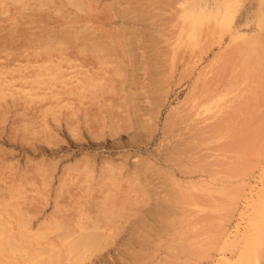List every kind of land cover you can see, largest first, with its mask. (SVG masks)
<instances>
[{
  "label": "bare ground",
  "instance_id": "6f19581e",
  "mask_svg": "<svg viewBox=\"0 0 264 264\" xmlns=\"http://www.w3.org/2000/svg\"><path fill=\"white\" fill-rule=\"evenodd\" d=\"M127 1H115L112 6L122 8L119 19L121 25H131L132 29L126 27L122 33L119 31L120 36L115 37L105 29L103 20H99L101 15L105 11L107 14V9L112 6L105 4L99 9L98 0H0V33H2L0 36V111L11 106L19 107L22 113H27L25 117L32 112L35 117L38 115L43 122L38 128L34 127L37 125L34 123L35 117L33 120L29 118L22 120L24 132L31 135L35 133V130H39L41 134L45 133V129L48 128L47 117L52 120L54 118L57 122L65 117L71 120L68 124L70 135L79 141L81 134L77 127L79 123L77 118L80 114L83 116L82 123L87 128L86 132L93 140L102 141L104 137L109 136L112 141H115V137L120 138L118 136L124 129L123 134L133 142L141 144L142 140L150 136L153 128L147 123L142 127L146 131L145 134L136 131L134 125L128 122V112L140 108V99L145 106L153 105L151 101L156 98L160 100L161 94L169 86L168 79H171L178 56L188 55L185 65L189 69L194 68L201 61L199 52L203 44L206 45L209 39H215L216 35L225 32L227 43H221V45L219 43V49H226L228 45L237 44L244 56H251V53L257 50L264 55V42L261 43L259 36L248 39L240 33L238 27L223 30V22L229 14L228 0H169L170 4H167V8L174 11L175 23L172 25L174 33L171 39L167 40L165 51H162L167 62L169 60L168 69L164 70L167 62H163L164 65L160 63L163 71H157L153 73V77L149 78V69L145 67L147 62L145 64L139 62L140 68L143 69H139V66L134 67L138 63L137 60H141L145 55L144 50H149L150 47H146L145 43H138L136 46L137 35L135 34L141 33L139 25H145L148 21L152 22L164 9L154 8L149 0H143L137 8L129 7L127 4L123 7L122 4L128 3ZM258 1L263 8L264 0ZM222 7H225L226 12L220 16L219 11ZM112 18L109 21H112ZM258 23H260L258 28L264 29V21ZM213 35H215L214 38H212ZM150 44H154V41L152 40ZM154 52L156 54V50ZM139 53L140 56H138ZM131 67L135 69L132 72L129 71ZM210 67L208 64L199 70V76L204 80L210 74L208 71ZM127 77H130L128 86L126 85ZM140 81H150L152 86H155L145 91ZM126 86L143 92L130 95L129 103H126L127 97L123 96ZM213 90L208 92L202 101H198V98H202L201 96L195 97L191 93L193 96L186 101L189 104L187 110L190 116L182 117V123L190 120L194 123L192 126L194 129L200 125L207 128L213 122L219 123V119L222 120V117L234 108L233 104L238 98L237 95L231 96L233 92L221 93ZM115 96L117 99L114 98ZM112 102L113 105H111ZM94 105L99 109H117L121 115L114 116L113 119L116 120L115 123L128 122L126 127L110 126L107 133L101 126L96 129L91 127L90 119L97 120L99 124L97 115L94 116V112H91V115L90 111L87 112L88 108L91 109ZM249 105L248 102L247 106ZM158 108L155 106L152 114L143 115L144 121L152 122ZM101 120L104 121L103 118ZM221 120L220 123L223 121ZM140 122L143 123V121ZM217 125L216 128H219ZM192 128L188 129L187 133H191ZM213 129L214 126L211 130ZM196 130L193 132L196 133ZM192 134L189 136L190 139L186 136L185 138L201 140V137L193 139ZM185 149L188 148L181 151L179 148L178 152H186ZM178 152L170 151L178 160L173 166L177 167L178 171L184 168L185 171L182 169L184 172L180 171V174L188 177L191 173L187 172L190 164L188 165L185 161L182 166L181 161L184 159L180 161L182 155ZM123 160L125 161L126 158L123 157L120 163ZM92 166L94 165L89 167L87 163H82L75 168L71 167L75 176L67 173L58 181V189L61 190L62 196L64 187L73 188L71 194L68 191L64 194L70 195V198L75 200L66 204L64 210H60L63 204H55L53 206L55 212L49 214L50 216L47 215L48 217H43L40 221L37 220V223L33 222V219L38 216V212H41L38 210L39 206L43 203L45 206L47 202L46 194H43V191H46L47 181H40L41 186L44 187L43 191L37 188L38 186L27 189L26 185H15L13 178L3 177L0 173V264H86L95 252L110 245L115 236L125 228L124 226H128L125 229H130L137 239L149 240L152 244L155 240L167 239L172 235L171 233L177 236L178 228H182L180 232L184 234L185 230H195L199 226L201 213H204L206 205L204 203L205 206H201L197 196H205L212 202H216L213 194L227 196L223 186L216 190V178H211L210 181L206 179L193 182L192 179L187 180V177L179 179L171 172L172 170L162 172L165 175L163 182L155 183L157 180L153 176L159 175L156 173L158 170H154L153 165L147 162L139 161L137 166L125 175L126 167L122 164L105 160L101 162L97 176L94 175ZM154 171H156L155 174ZM148 172H151V175H148ZM93 181L96 186H92ZM143 181L146 182L143 184ZM261 184L260 191L255 190L256 192L253 193L250 190L249 195L245 197L247 202L242 208L241 216H246V213L251 211V217L245 222L246 226L239 229L236 224L234 232L225 235L223 243L221 242L225 248L219 251V257L214 264H257L255 251L264 248V180ZM150 185L153 187L151 192L147 189ZM92 187L97 189L99 194L96 197H90L91 199L88 198L90 202L96 204L91 205L93 207L89 211L85 209V203L81 204L79 200L84 198L85 194L89 196L93 191ZM74 190L77 192L72 194ZM226 191L229 192V190ZM251 200L254 201L249 204ZM87 202L89 203V200ZM68 208L71 209L69 211L71 214L66 215ZM212 209V211L217 210ZM144 247H141L139 254H147L146 251L142 252ZM141 255L138 256L141 257ZM138 259L142 260L137 257Z\"/></svg>",
  "mask_w": 264,
  "mask_h": 264
},
{
  "label": "rangeland",
  "instance_id": "374dc122",
  "mask_svg": "<svg viewBox=\"0 0 264 264\" xmlns=\"http://www.w3.org/2000/svg\"><path fill=\"white\" fill-rule=\"evenodd\" d=\"M115 1L119 0H98L100 3L99 9L104 7L105 4L112 6ZM120 1L124 2L127 0ZM142 1L143 0H129L127 1L128 3H123L122 6L126 7L125 4H127L129 7L137 8V5H140ZM228 1L229 14L223 22V30L238 27L240 33L246 38L249 39L259 36L261 43H263L264 29L258 28V24H260L258 22L264 21V7H260L258 0ZM149 2L150 4H153L154 8L159 9L161 7L159 10H164L159 12L160 14L154 18L156 20L153 19L152 22L148 21L145 25H139L141 26V33L135 34V36L139 35L138 37L136 36L137 44L135 45L137 46L138 43H145V45H147L146 47H150L149 50H144L145 55H143L141 60H137L138 63L134 67L137 68L140 65L139 62L143 64L147 62L145 67L147 70L149 69L148 76L150 78L153 77L157 71H163V67H161L160 63L164 65L165 63L163 62H167L164 58L165 56L162 54H164L163 52L165 51L167 40L171 39L174 33L172 25L175 23V14L173 13V10L167 8L170 4L169 0H149ZM224 9L225 7H222L219 11L220 16L226 12ZM121 11L122 8L112 6L110 9H107V14L105 11L99 19L103 20L105 29L110 31L115 37L116 35L120 36V33H122L123 29L126 27L132 29L131 25H121V21L119 20L122 14ZM118 16L119 18H117ZM111 17H113L112 21H109ZM0 36H2V33H0ZM214 36L215 35H213L212 38H214ZM152 40L154 41V44L157 45H151L150 43ZM219 43L220 45L221 43H227L226 32L224 34L221 33L216 35L215 39H209L206 45L203 44L200 50L201 52H199L201 61L191 69L185 65L188 55L178 56L179 58L177 57L178 60L171 73V79H168L169 86L165 89L164 93L161 94L162 99L160 98V100H158L156 98L152 100L153 102L151 101V103L154 106H145L142 103V99H140L141 109H132L128 112V122L134 125L136 131L145 134L146 131L142 129V127L147 123V125H151L153 128L149 134L150 136H147L144 141L142 140L141 144L133 142L123 134L124 129L118 136L120 138L115 137V141H112L109 136L104 137L102 141L93 140L86 132L87 128L84 123H82L83 116H80V114H78L77 118L79 120L77 127L81 134L80 136L78 135L80 139L79 141L73 139L70 135L71 133L68 129V124L71 123V120H68V118L66 119L65 117L62 118V120L60 119L59 122L55 121L54 118L52 120V118L47 117L48 121H46V125L48 128L45 129V133L41 134L39 133V130H35V133L31 135L24 132L23 121L28 118L29 120H33L35 115L32 114L34 112L25 117L27 113H22V111L19 110V107L10 106L7 109L1 110L0 118L3 117L4 119L2 118V120H0V173L3 174V177L13 178L15 185H26L27 189H33L32 186L35 188L38 186L37 188H40V190L43 191L44 187H42L40 183L42 181H47V187L45 188L47 192H42L44 195L46 194L45 199L47 197L46 205L43 206L45 204L43 203V207L39 206L40 209L38 210L41 212H38L37 215L39 217H35L33 222L37 223V220L40 221L43 217H48L54 213L55 208L53 206H55V204H63L60 207V210H64L65 206L75 200V198L74 200L73 198L71 199L70 195L64 194L67 193V191L71 194L73 188H69L68 186L69 189H66V187H64L66 190H63L62 192L64 197L63 195L61 196V190L58 189V181L61 180V178L63 179L67 173L75 176V173L71 171V167L75 168L82 163H87L89 167L94 165L92 168L94 170V175L97 176L101 162L107 160L114 162L115 164L124 165L126 167L125 171H127L124 173L125 175L132 171L139 161H142V163L147 162L152 164L154 170H158L153 173L155 174L156 172L159 173V175H152L153 178L157 180L155 183L163 182L165 175H163L162 172L166 170L169 172L172 170L171 172L176 174V177L179 179H185L187 176L180 174V171H185L184 168H181L178 171V168L173 166L176 165L175 163L178 160L175 159L174 152L170 153V151L173 150L178 152L179 148L180 151L184 150V148H188L187 150L189 152H187L186 149V152H178V154L181 153L182 155L180 161L181 159H184V162L181 161V165L184 166L185 161L188 165L190 164L189 171L187 172L191 173L186 179H192L191 181L194 180L193 182H197L198 180L207 179L206 181H210L211 178H216V190L220 189V186H223L224 192L227 193V196H224V194H213V198H215L214 200L216 202L208 200L205 196H197L200 205L202 206L205 203L207 206L203 205L205 206V214L201 213L202 216L199 220V226H197L195 230H185L183 234L180 232V229L182 228L176 229L178 237L171 233L172 235L167 239L155 240L150 244L149 240L143 241L134 237L130 229H125L128 228V226H124L125 228L115 236L114 241H112L110 245H107L105 249L95 252L92 259L86 264H214L217 260L216 258L219 257L220 250L225 248L222 244L225 235L229 232H234V229H236L234 226L236 224L239 229H243V227L246 226L245 222L251 217V211L249 210L250 212H248L249 214L246 213V216H241L243 213L242 208H244L247 202L245 197L249 195L250 190H252L253 193L255 190L260 191L259 187L264 180V175H262L264 172V170H262L264 169V55L261 51L257 50L256 52L251 53V56H244V53L240 51L237 44L230 43L231 45H228V48L219 49ZM7 47L8 46L6 45V48ZM203 49L206 50V52ZM154 50H156V54H154ZM138 56H140V53ZM1 57H3V55H1ZM168 62L164 65V70L168 69ZM207 62L209 66H211L208 70L210 71L211 77L209 74L204 80L199 76V70L202 66L204 67L208 65ZM148 64L152 68H149ZM134 67L129 68V71H134ZM138 68L143 69L140 68V66ZM136 72L138 73V71ZM126 80H128L126 81V85L128 86L130 84V77H127ZM140 82L145 87V91H148V88L150 89L155 86H152L150 81ZM127 86L124 89L123 96L127 97L125 102L129 103L130 95L142 93L143 91L137 89L134 90L132 87ZM213 89H215V92L221 93H226V91L233 92L231 96H238L233 104L234 108L229 111L225 117H222V120L225 122L220 118L219 123L213 122V124H209L210 126L208 125L209 128H204V126L200 125L197 128L195 127V129L192 128L194 123H191L190 120H187V123H182V117L190 116L187 110L189 104L186 102L189 97H192L193 95L195 97L201 96L202 98H198V101H202L206 98L208 92L214 91ZM191 93H193V95H191ZM114 98L117 99L116 96ZM242 101L245 102L243 103ZM248 102L250 104L249 106H247ZM111 105H113V102ZM155 106L159 108L157 109V115H153L154 120L152 122L144 121L145 118L143 115L146 113L152 114ZM105 110L106 109L103 108L99 109L96 105L91 106V109L88 108L87 112L90 111V115L91 112H94V116L97 115L96 118L98 117L99 119V124L97 123V120L90 119L89 123L92 122L90 124L91 127L96 129L101 126L106 130L104 131L105 133L108 132L110 126L126 127L128 122L125 124L122 122L115 123L116 120H114L113 117H120L121 115L117 109ZM101 118H103L104 121H102ZM220 120L222 123H220ZM140 121H143V123ZM34 123L37 124L34 126L37 128L43 124L42 120L38 118V115L35 117ZM215 124H218L219 128H216ZM212 125L214 126L213 130H211L213 127ZM190 128L193 129L191 130L192 132L187 133V130ZM194 130H196L197 134L194 133ZM198 130H201L204 133L202 134V132ZM209 131H213V134ZM191 134L193 135V139L194 137H201V140H198L197 138L198 142L195 139L189 140ZM185 136L189 139L185 138ZM203 136L205 139L202 138ZM220 137L223 138L219 141L218 139ZM129 143L132 146H130ZM172 147L175 149L170 150ZM190 156H192V158H190ZM123 157L126 158V160H123L124 163H120ZM148 175H151V172H148ZM29 180L34 181L35 183L33 182V184ZM145 182L143 181V184ZM91 184L92 186H96L94 181ZM147 189H150L151 192L153 189L152 185H150V187L148 186ZM92 190L93 191L90 192L89 196L85 194L86 198L84 197L85 199L82 198L79 200L81 204L85 203V209H89V211L93 207H91V205L95 204V202H90V199L99 194L97 189L92 187ZM226 190H229V192ZM74 191L75 192H72V194L77 192L76 190ZM82 195L84 196V193ZM58 197L63 198L61 200ZM254 198L256 199V197ZM65 199L69 200L66 201ZM83 199L86 202H84ZM86 199L89 200V203ZM201 200L203 202H201ZM253 201L254 200L248 202L251 204ZM212 208H216L217 210L212 211ZM69 209L70 208H68V211L65 213L66 215L71 214V212H69L71 209ZM183 226L185 225L183 224ZM159 244L161 245L159 246ZM141 247H144L142 248V252L144 253V251H146L147 254H139L141 252ZM182 249H184L185 252ZM198 253H200V255ZM135 254L138 258H142V260H137L136 256H132ZM138 255H141V257ZM255 255L257 256V264H264V248H260V250L257 249Z\"/></svg>",
  "mask_w": 264,
  "mask_h": 264
}]
</instances>
